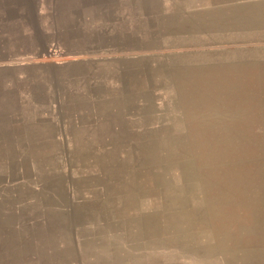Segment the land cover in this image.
<instances>
[{"label":"rangeland","instance_id":"obj_1","mask_svg":"<svg viewBox=\"0 0 264 264\" xmlns=\"http://www.w3.org/2000/svg\"><path fill=\"white\" fill-rule=\"evenodd\" d=\"M243 1L241 35L196 45L178 68L94 80L64 70L89 58L58 42L18 62L31 67L18 102L0 105V264H264V0ZM140 225L200 234L145 254L129 237Z\"/></svg>","mask_w":264,"mask_h":264},{"label":"crops","instance_id":"obj_2","mask_svg":"<svg viewBox=\"0 0 264 264\" xmlns=\"http://www.w3.org/2000/svg\"><path fill=\"white\" fill-rule=\"evenodd\" d=\"M243 3V0H0V105L14 104L8 99L18 102L19 84L24 85L18 82L19 68H31L18 62L41 56L53 42H58L66 56L89 58L71 62V68L64 67L66 72L82 68L83 74L94 80L102 71L97 68H178L180 64L187 65L184 61L189 57L193 62L196 45L234 38L235 19L242 13L240 9L247 7ZM237 31L241 35V28ZM151 42L158 46L150 48L154 46ZM151 51H155L153 55L149 54ZM101 55L117 57L100 60ZM132 56L138 57L142 66L131 64ZM6 76L8 81L3 80ZM28 81L27 86L33 88L34 80ZM43 84L50 96L49 82ZM34 98V94L27 97L30 113L35 111ZM25 113L29 114V109ZM131 234L132 245L146 254L150 248L161 250L165 239L180 242L186 249L194 248L200 231L178 226L168 232L164 225H140ZM186 254L194 252L187 250ZM161 258L156 264H207L210 260L196 256L164 263Z\"/></svg>","mask_w":264,"mask_h":264},{"label":"bare ground","instance_id":"obj_3","mask_svg":"<svg viewBox=\"0 0 264 264\" xmlns=\"http://www.w3.org/2000/svg\"><path fill=\"white\" fill-rule=\"evenodd\" d=\"M243 200H246V196H240V197H239V203H240V204H242V201H243ZM246 201H247V202L249 201L251 204L255 203L253 200H248V198H247ZM246 201H245V204H244V205L248 204ZM227 203H228V202H227ZM239 203H238V204H239ZM254 212H255V211H254ZM253 221H254V220H253ZM237 256H238V255H237ZM235 257H236V256H235ZM253 257H254V256H253ZM232 258H233V257H232ZM239 258H240V257H239ZM233 259H234V258H233ZM244 259H245V258H244ZM244 259H243V260H244ZM249 261H250V260H249ZM257 262H258V261H257Z\"/></svg>","mask_w":264,"mask_h":264}]
</instances>
